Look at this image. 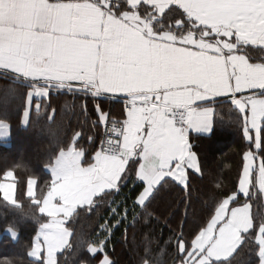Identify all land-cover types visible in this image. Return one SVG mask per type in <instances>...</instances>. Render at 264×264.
Returning a JSON list of instances; mask_svg holds the SVG:
<instances>
[{"label":"snow or ice","instance_id":"6c2138e0","mask_svg":"<svg viewBox=\"0 0 264 264\" xmlns=\"http://www.w3.org/2000/svg\"><path fill=\"white\" fill-rule=\"evenodd\" d=\"M0 79L28 89L0 92L5 106L23 100L25 125L33 98L52 90L92 97L98 123L111 124L90 161L83 159L80 132L57 145L40 196L37 180L27 179L21 194L47 217L27 253L32 264H58L57 254L71 247L69 218L118 194L129 180L137 187L134 207L145 211L165 185L190 191L191 176L202 167L189 133L213 130L219 98L234 106L232 122L249 150L236 188L216 185L222 198L207 224L190 241L182 232L176 237L179 264H233L253 240L264 264V212L254 214L248 202L253 188L264 195V0H0ZM102 98L125 101V118L104 112ZM41 108L37 102L36 112ZM8 130L0 120V142ZM3 177L14 178V171ZM16 193V183L0 182L3 201L19 206ZM111 213L115 223L101 226L102 239L81 241L98 264H114L110 234L127 218L119 205ZM8 232L16 237L14 226Z\"/></svg>","mask_w":264,"mask_h":264},{"label":"trees","instance_id":"16d2710c","mask_svg":"<svg viewBox=\"0 0 264 264\" xmlns=\"http://www.w3.org/2000/svg\"><path fill=\"white\" fill-rule=\"evenodd\" d=\"M9 86L20 93L28 90L24 85H12L8 80L0 79V92ZM102 99L101 107L104 112L110 113L111 118L122 120L125 117V101ZM40 102V112L37 113L33 107L27 125L22 123L23 100L13 99L7 106L0 102V120L7 122L11 129L6 143L0 142V182L4 180L5 170L14 171L19 205L3 201L0 195V264L6 261L32 264V258L27 253L40 224L47 220L26 194H21V190L26 193L29 176L37 180L36 192L40 196L44 182L51 178L45 166L58 144L62 146L75 132H80L78 143L85 151L84 161L87 162L100 148L104 138L105 125L98 123L95 111L97 101L92 97L52 90L49 97ZM214 107L215 125L211 133L189 134L202 167V174H192L190 191L183 190L175 182L165 185L145 211L142 207H134L137 187L129 180L118 194L105 197L90 211L87 206L78 209L69 218L66 226L72 232L69 240L71 247L57 254L58 264H98L100 257H90L84 250L86 243L82 247L81 241L102 239L101 226L106 221L115 223L111 208L117 205L121 208V215L127 209V218L110 234L107 254L114 264H143L145 259L158 260L159 264H179L176 237L182 232L184 238L190 241L192 234L207 224L214 212L215 202L222 198V190L216 185L222 183L223 191L236 188L243 167V153L249 150L240 126L232 122L235 120L234 106L220 99ZM49 116H52L51 120ZM89 137L92 139L89 140ZM252 191L254 196L248 202L253 205V213L264 212V195L259 193L258 188ZM246 199L241 195L240 203L246 202ZM12 226L16 231L15 238L8 232ZM233 264H260L254 240L244 245Z\"/></svg>","mask_w":264,"mask_h":264},{"label":"crops","instance_id":"0c3cea01","mask_svg":"<svg viewBox=\"0 0 264 264\" xmlns=\"http://www.w3.org/2000/svg\"><path fill=\"white\" fill-rule=\"evenodd\" d=\"M258 92H259V90H257V94H258ZM246 95H251L252 93L251 92H249V93H245ZM49 97V96H48ZM48 97H45V98H43V99H47ZM43 99H41V98H37V97H34L33 98V107L35 108V105H34V102H39V103H41L40 101H42ZM220 99H223V98H219V100ZM213 107H214V105H212ZM32 107V108H33ZM214 111H215V107H214ZM125 118V117H124ZM123 118V119H124ZM122 119V120H123ZM7 123V122H6ZM8 124V123H7ZM9 125V124H8ZM25 125V124H24ZM196 133V132H195ZM211 133V132H210ZM210 133H199V134H210ZM10 134H11V129H10V125H9V130H8V139L10 138ZM190 134V133H189ZM7 139V140H8ZM84 160H85V157L83 158ZM259 163H260V157L258 156V154H257V160H256V165L258 166L259 165ZM85 166H86V164H85ZM49 171V170H48ZM50 172V171H49ZM2 182H6V183H16V181H15V176H14V178H10V179H8V180H3ZM66 226V225H65ZM67 227V226H66ZM69 240H70V237H69Z\"/></svg>","mask_w":264,"mask_h":264},{"label":"built area","instance_id":"2783aa9c","mask_svg":"<svg viewBox=\"0 0 264 264\" xmlns=\"http://www.w3.org/2000/svg\"><path fill=\"white\" fill-rule=\"evenodd\" d=\"M120 121H122V120H120ZM110 128H111V124H108L107 126H105V131H104V138H103V140H105L106 137H107L108 135H111V133H110V131H109Z\"/></svg>","mask_w":264,"mask_h":264}]
</instances>
